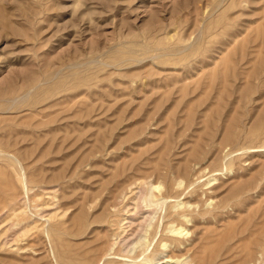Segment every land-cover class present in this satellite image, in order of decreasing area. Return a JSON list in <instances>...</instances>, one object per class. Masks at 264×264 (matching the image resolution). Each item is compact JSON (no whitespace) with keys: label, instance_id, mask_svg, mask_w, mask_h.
<instances>
[{"label":"rangeland","instance_id":"374dc122","mask_svg":"<svg viewBox=\"0 0 264 264\" xmlns=\"http://www.w3.org/2000/svg\"><path fill=\"white\" fill-rule=\"evenodd\" d=\"M263 122L264 0H0V264H131L137 185L178 181L195 213L164 254L243 264Z\"/></svg>","mask_w":264,"mask_h":264},{"label":"bare ground","instance_id":"6f19581e","mask_svg":"<svg viewBox=\"0 0 264 264\" xmlns=\"http://www.w3.org/2000/svg\"><path fill=\"white\" fill-rule=\"evenodd\" d=\"M263 124H264V122H263ZM264 127V126H263ZM223 149V148H222ZM220 151V150H219ZM222 152H223V150H222ZM231 153V152H230ZM225 157H227V156H225ZM196 159V158H195ZM224 160V159H223ZM232 161V160H231ZM226 164V162H224V165ZM233 164V163H232ZM222 165V164H221ZM157 168V167H156ZM162 167H160V169H161ZM183 168V167H182ZM224 168H225V166H224ZM163 169V168H162ZM167 169V168H166ZM229 170H230V168H229ZM160 171V170H159ZM163 171V170H162ZM204 171V170H203ZM157 172V171H156ZM177 172H179V171H177ZM153 173H154V171H153ZM157 173H159V172H157ZM215 173V172H214ZM213 173V174H214ZM155 174V173H154ZM167 174V173H166ZM176 174H174V176H175ZM183 175V174H182ZM207 175V174H206ZM211 175V174H210ZM17 176H18V174H17ZM17 176H16V178H17ZM24 176V175H23ZM159 175L157 174V177H158ZM179 176V175H178ZM25 177V176H24ZM24 177H23V179H24ZM161 177V176H160ZM159 177V178H160ZM165 176H164V172H163V178H164ZM176 177V176H175ZM189 177V176H188ZM209 177V176H208ZM213 177V176H212ZM18 179H19V176H18ZM169 179V178H168ZM219 179V178H218ZM25 180V179H24ZM163 180V179H162ZM181 180V179H180ZM217 180V178H215V177H213L212 179H210V180H208L207 181V183H206V185H208L210 182H212V181H216ZM165 181V180H164ZM172 181V180H171ZM173 181H175V180H173ZM20 182H21V180H20ZM150 183V182H149ZM159 183H161V182H157L156 184H146L145 186L144 185H140L139 187H138V185H137V188H138V191L136 192L137 193V198H136V196L134 197V199L136 198L137 199V202H135L136 204H135V206H133V209L132 210H134V207L136 208V210H137V213L134 215V216H136L137 214L139 215H141L142 217H144V219H145V223H144V225H138V223H137V225H136V227L134 228L135 230L137 229V228H139V231H138V234H135V230L133 231V230H131L132 231V235H134V237L133 238H125L124 240H125V242H124V246H123V248H122V250H121V253L128 247V246H130L131 245V249H128V251H127V253L126 254H128V253H130V252H132L135 248L137 249V248H139V251L138 250H136V251H138L136 254H134V256L132 257V258H129V257H126V256H122V257H126L128 260H127V262L128 263H131V264H172V263H179V261H180V259L178 258V259H176L173 255L172 256H168V255H165L164 253H166V251H167V249H169L170 247L172 248V249H170L169 250V253H172V252H174L176 249L178 250L183 244H185V242H186V240H187V237H186V235L188 234V228L186 229V227H183V226H178L177 225V221H181V222H184V224L185 225H187V223H189L192 219L189 217V216H191L192 214H194L195 212H194V210H192V211H189V209L188 208H190V206H189V204L188 203H184V201L182 202H180L179 201V196L178 195H176V196H174V197H172V193L174 192V189H177V188H179L180 186L182 187V183L181 182H177L175 185H173L172 187H170V189L169 188H166V189H164V188H162V186L159 184ZM140 184V183H139ZM182 184V185H181ZM22 185V184H21ZM25 185V184H24ZM193 186V185H192ZM137 188H136V190H137ZM162 189H164L163 191L164 192H162ZM186 189V188H185ZM194 189V188H193ZM28 191V190H27ZM135 193V194H136ZM181 193V192H180ZM182 194V193H181ZM193 194V193H192ZM192 194H190V195H192ZM25 195V194H24ZM27 195V194H26ZM194 195V194H193ZM182 196V195H181ZM236 196H238L237 194H236ZM18 197V196H17ZM16 197V198H17ZM8 198V197H7ZM9 198H11V197H9ZM13 198V197H12ZM15 198V197H14ZM19 198V197H18ZM171 198H173L172 200H173V202L172 203H170V204H168L167 205V202H168V199H171ZM190 198V197H189ZM192 198V197H191ZM17 200V199H16ZM12 201V200H11ZM11 201L10 202H8V203H10L11 204ZM20 200H17V204H18V202H19ZM27 201V200H26ZM135 201V200H134ZM4 202V203H3ZM7 202H5L4 201V199H3V201H1V203H3V204H5V203H7ZM13 202V201H12ZM15 202V201H14ZM7 203V204H8ZM19 203H21L20 205H21V207H22V202H19ZM169 203V202H168ZM6 204V206H8ZM17 204H14V203H12V205H15V206H12V209L10 210L11 212H9L8 211V209H6L7 210V212H8V214L9 213H11V214H14L15 213V211H19L18 209L17 210H13L14 208H16V206H17ZM23 204H25V203H23ZM134 204V203H133ZM206 204V203H205ZM208 204V203H207ZM26 205V204H25ZM209 205V204H208ZM208 205H206V206H208ZM3 206V205H2ZM205 206V205H204ZM19 207V206H18ZM21 207L19 208V209H21ZM9 208V207H8ZM23 208V207H22ZM132 208V207H131ZM193 209H195V208H193ZM205 209V208H204ZM208 209H209V207H208ZM199 210V209H198ZM210 210H212V208H210ZM209 210V211H210ZM215 210V209H214ZM220 210V208H218V211ZM223 210V209H222ZM135 211V210H134ZM158 211H160V215H159V218H158V220L155 222V224L153 225V223H152V220L154 219L153 217H154V215H156V213L158 212ZM213 211V210H212ZM224 211V210H223ZM129 212V211H128ZM131 212H133V211H131ZM211 212V211H210ZM222 212V211H221ZM197 214H198V216L199 215H204L205 214V212H197ZM139 215V216H140ZM207 216H208V214H206ZM9 216H10V214H9ZM23 216V215H22ZM22 216H20V217H22ZM130 216H132V215H130ZM129 216V217H130ZM134 216H132V217H134ZM264 216V215H263ZM20 217H18L17 216V219L18 220H20V221H18L19 223H17L16 225H20L21 224V222L24 220V219H28V215L26 216V218H20ZM142 217H140L141 219H142ZM10 218H11V216H10ZM16 218V217H15ZM135 218V217H134ZM137 218V217H136ZM135 218V219H136ZM194 218V217H193ZM12 219V218H11ZM11 219H10V221H11ZM127 219V218H126ZM162 220H165V223H164V225H163V227H162V229L160 230V232L162 233V235L161 236H159L158 237V228H159V226H160V222L162 221ZM13 221H14V219H13ZM12 221V223L14 224L15 222H13ZM25 221V220H24ZM134 221H137V220H134ZM138 221H140V220H138ZM9 222V221H8ZM130 224H128L129 225V227H130V225H132L131 223H133V225H134V222H132V220L131 221H128ZM192 222V221H191ZM264 222V221H263ZM27 223V222H26ZM30 223V222H29ZM13 224H9V225H13ZM22 225V224H21ZM15 226V225H14ZM135 226V225H134ZM260 227V232L263 234V236H264V226H262V225H260L259 226ZM256 228V227H255ZM255 228H252L251 227V229L253 230V229H255ZM132 229V228H131ZM249 229V228H248ZM247 229V230H248ZM250 229V230H251ZM249 232V231H248ZM253 233V232H252ZM130 234H131V232H130ZM246 235V234H245ZM157 236V238H159L158 239V241H157V245H153L152 246V243H154L155 244V242H154V239H155V237ZM127 237H130V236H127ZM184 237H185V239H184ZM259 238V237H258ZM189 239V238H188ZM240 240V239H239ZM239 240H237V241H239ZM261 241V240H260ZM262 243L261 244H259V242H258V240L256 239V241L254 242V241H252V242H250V243H247L246 245H244L243 247H241L242 248V252H243V255H244V259H246V261L245 262H243V264L244 263H246V264H248V263H250V262H255L254 261V257H253V255L251 254V252H252V250H254V248H252V246L254 245V246H256L257 245V247L259 246V256H258V258H260L261 260H264L263 259V257H264V249H261V247H262V245H263V242H264V240L263 241H261ZM173 245V246H172ZM241 246V245H240ZM253 246V247H254ZM183 247V246H182ZM256 247V248H257ZM175 249V250H174ZM102 250V249H101ZM112 249L110 248V251H111ZM174 250V251H173ZM180 250V249H179ZM257 250V249H256ZM107 251V250H106ZM109 251V252H110ZM135 251V250H134ZM238 251V250H237ZM256 252V251H255ZM99 253V252H98ZM104 253V252H103ZM103 253H100V254H103ZM124 253H125V251H124ZM168 253V254H169ZM257 254H258V252H256ZM108 254V253H107ZM255 255V254H254ZM107 256V255H106ZM176 256V255H175ZM237 256V255H236ZM239 257H241V256H239ZM100 258V257H99ZM102 258V257H101ZM101 258H100V260H101ZM105 258V257H104ZM121 258V257H120ZM176 259L175 261H172L173 259ZM105 259H107V258H105ZM104 259V260H105ZM123 259V258H122ZM255 260H257V259H255ZM260 260V261H261ZM125 261H126V259H125ZM185 261H186V259H185ZM188 262H189V260H187ZM186 261V262H187ZM119 262V261H118ZM117 262V263H118ZM123 262H124V260H123ZM256 262H258V261H256ZM264 262V261H263ZM182 263H185L184 261L182 262ZM201 263V262H200ZM124 264H126V263H124ZM180 264H181V261H180ZM185 264H187V263H185ZM241 264V263H240ZM252 264V263H251ZM255 264H258V263H255ZM264 264V263H263Z\"/></svg>","mask_w":264,"mask_h":264}]
</instances>
